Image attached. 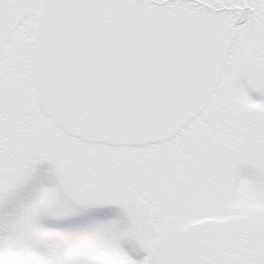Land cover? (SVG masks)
<instances>
[{
  "label": "snow or ice",
  "instance_id": "obj_1",
  "mask_svg": "<svg viewBox=\"0 0 264 264\" xmlns=\"http://www.w3.org/2000/svg\"><path fill=\"white\" fill-rule=\"evenodd\" d=\"M0 264H264V0H0Z\"/></svg>",
  "mask_w": 264,
  "mask_h": 264
}]
</instances>
